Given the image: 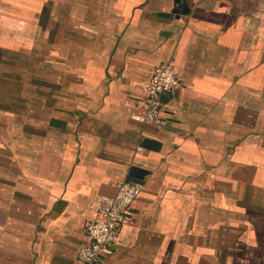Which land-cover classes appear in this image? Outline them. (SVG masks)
<instances>
[{"label": "crops", "instance_id": "1", "mask_svg": "<svg viewBox=\"0 0 264 264\" xmlns=\"http://www.w3.org/2000/svg\"><path fill=\"white\" fill-rule=\"evenodd\" d=\"M177 1L0 0V264H84L122 180L98 264H264V0ZM169 58L167 122L132 120Z\"/></svg>", "mask_w": 264, "mask_h": 264}, {"label": "built area", "instance_id": "2", "mask_svg": "<svg viewBox=\"0 0 264 264\" xmlns=\"http://www.w3.org/2000/svg\"><path fill=\"white\" fill-rule=\"evenodd\" d=\"M174 61L169 58L155 66L149 79L142 84L143 94L134 100L132 120L160 127L167 122L162 114V96L179 87ZM137 150L141 147L137 146ZM142 185L122 180L116 184L113 195L96 194V210L93 218L85 223L86 242L76 251V257L84 264H98L117 242L119 228L132 219V204L139 196Z\"/></svg>", "mask_w": 264, "mask_h": 264}, {"label": "water", "instance_id": "3", "mask_svg": "<svg viewBox=\"0 0 264 264\" xmlns=\"http://www.w3.org/2000/svg\"><path fill=\"white\" fill-rule=\"evenodd\" d=\"M183 12H188V7L187 6L184 8ZM154 143L155 142L153 140L145 139L144 147L152 148ZM140 172H141V170H139V168H137L135 166H132L131 169H130V175L134 176L136 178L141 177Z\"/></svg>", "mask_w": 264, "mask_h": 264}, {"label": "trees", "instance_id": "4", "mask_svg": "<svg viewBox=\"0 0 264 264\" xmlns=\"http://www.w3.org/2000/svg\"><path fill=\"white\" fill-rule=\"evenodd\" d=\"M178 1H179V0H178ZM178 1H177V2H178Z\"/></svg>", "mask_w": 264, "mask_h": 264}]
</instances>
